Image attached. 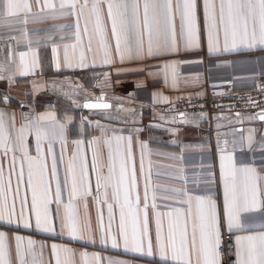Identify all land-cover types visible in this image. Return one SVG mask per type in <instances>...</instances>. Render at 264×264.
I'll return each instance as SVG.
<instances>
[{
	"label": "snow or ice",
	"instance_id": "6c2138e0",
	"mask_svg": "<svg viewBox=\"0 0 264 264\" xmlns=\"http://www.w3.org/2000/svg\"><path fill=\"white\" fill-rule=\"evenodd\" d=\"M34 8L38 11H34ZM199 9L198 0H0V14L5 17L23 15L25 24L29 17L34 20L43 19L41 14L46 12H51L53 19L68 16L74 18V42L63 45V63L67 68L88 67L86 52L93 53L94 42L96 55L101 57L104 65L112 64L115 59L124 63L125 60L142 61L146 57L175 54L181 46L186 49L199 48ZM64 27L67 25L60 26L61 29ZM203 29L210 54L220 51L221 40L224 51L238 47L252 49L257 45L264 49V0H203ZM24 34L27 37V31ZM60 39L65 37L61 36ZM52 51L53 61L59 69L60 63L55 55L57 47L53 46ZM29 54L34 57L32 67L38 66L31 49L29 52H21L22 75L28 74L25 57ZM176 63L173 61L164 65L165 80L167 70L171 69L175 82ZM0 79L3 77L0 76ZM84 107L108 109L110 105L85 103ZM258 118L264 121V112ZM45 121L51 123L45 125ZM70 121L71 117H67L65 122H57L52 113H46L16 130L13 116V136L8 132L5 113L0 112V151L5 159L9 153H21L19 158L12 156L7 178L0 165V222L9 226L23 225L24 228H31L34 221L35 228L44 233L54 232L56 223L59 222L62 235L66 234L72 240L95 243L97 238L87 216V198L93 193L88 164L80 150L83 141H73L77 146L76 150L66 158L65 130ZM106 131L101 126L102 136L88 141L89 148L97 145L92 157V173L96 180L93 199L96 205L103 203L108 209L107 227L103 215L98 214L97 230L101 244H111L113 248L122 246L126 250L147 256L159 255L168 264H223V235L232 237L235 233H245L234 235L235 264H264V172L258 170L254 162H237L228 150V142L224 141L223 148L218 142L219 188L223 194V211L218 214V198L214 191L216 179L211 165L208 166L206 178L193 181L197 186L200 183L207 185L204 194L189 191L186 177H181L184 184L180 187L153 186L150 166L148 174H145L148 145L137 140L141 149V197L132 137H109L104 135ZM139 131L141 130L137 129ZM29 132L36 137L35 156L29 154L26 143ZM113 140L116 142L115 151L112 150ZM55 141L61 143L59 164L64 165L65 169L63 184L58 176V162L53 153ZM101 141L109 149L106 164L98 150ZM44 143H47V156L51 157L50 171L42 147ZM238 143L242 150L243 143L235 139L232 141L233 149ZM246 143L251 151L254 143L252 132L246 138ZM261 151H264V142L261 143ZM261 169H264V163L261 164ZM13 176L16 177L15 189L12 185ZM157 189L161 190L159 195ZM65 192L68 196L67 203L63 200ZM158 200L165 202L162 207L167 210H158ZM78 201H83V218L77 211ZM168 201L178 206H170L166 203ZM53 205L56 206L54 211ZM117 209L118 224L115 213ZM14 239L16 264H43L35 252L36 241L28 238L25 244V237L20 235H15ZM43 247L42 245L41 248ZM51 249L55 264H77L73 249L57 244H52ZM40 255L42 257V252ZM79 255L80 264H104L107 259L99 253L90 255L80 252ZM0 264H12L7 234L3 231H0ZM107 264L125 262L108 260Z\"/></svg>",
	"mask_w": 264,
	"mask_h": 264
},
{
	"label": "crops",
	"instance_id": "0c3cea01",
	"mask_svg": "<svg viewBox=\"0 0 264 264\" xmlns=\"http://www.w3.org/2000/svg\"><path fill=\"white\" fill-rule=\"evenodd\" d=\"M200 47L186 49L183 46L175 54L168 53L155 57H146L141 60H125L121 63L118 59L110 65H104L101 57L96 55V43H93V53H87L88 67L67 68L63 63L64 44L74 42V18L71 16L53 19L51 12L42 13L40 20L28 18V23L23 22L24 16L5 17L0 14V112L5 113V120L10 135L13 131L12 118L15 117V129L34 121L41 114L52 113L57 122L67 123L65 136L67 140L66 158L70 156L76 145L73 141H83L80 150L83 152L88 164L89 180L92 196L87 198V216L91 222L96 242L87 240H72L66 234H61L59 222L55 231L44 233L35 228L34 221L31 228L23 225H4L0 222V231L7 234L9 256L12 264H16L15 235L36 241L35 252L43 264H55L52 256V244L67 246L76 253L75 260L80 264V252L99 253L108 260L124 261L125 264H168L159 255L147 256L124 249L122 246L113 248L111 244H101L97 230L98 214L103 215L105 227L108 223L107 206L95 204L93 197L96 193L95 175L92 173L93 151L97 145L89 148L88 141L93 137H101V126L111 136L132 137L134 164L140 194L143 197V181L140 180V146L137 140L148 145L145 157V174L151 167V180L153 186L163 185L180 187L184 184L181 177H186L189 191L204 194L207 187L204 183L199 186L193 183L197 178L203 180L207 177L208 166L211 165L215 174L216 187L214 191L218 198V214L223 211V194L219 188V155L217 144L224 147L228 142V150L232 152L237 162H254L258 170L261 169L264 151L261 143L264 142V121H259V115L246 113H223L211 116L195 115H166L158 111V107L174 103L187 98L201 97L207 94V88L213 85L230 84L234 92H248L255 88L257 82L264 80V49L259 45L249 49L238 47L235 50L224 51L223 40L219 52L209 53L207 37L203 29V0H198ZM34 11H38L34 8ZM61 25H67L63 29ZM83 28V24H81ZM27 31V37H25ZM65 39L61 40L60 37ZM51 37V39H49ZM179 23L177 22V40L179 43ZM53 46L57 47L56 58L60 63L59 69L53 61ZM85 49L87 38L84 39ZM35 53L37 67H32L34 57L29 54L25 57L28 74L22 75L20 53ZM11 54V56H10ZM95 63L93 64V58ZM176 61L175 82L171 69L167 70L165 80V64ZM106 74V75H105ZM10 78V79H9ZM155 94V95H154ZM102 98V99H101ZM86 101H101L110 105L103 110H84ZM255 117V118H253ZM49 125L50 121L43 122ZM137 129L141 131L137 132ZM253 133L254 143L252 150L247 148L246 138ZM174 133V134H173ZM235 139L243 143L233 149L232 141ZM26 143L29 154L36 155V137L32 132L27 135ZM126 143V142H125ZM44 148L46 161L51 169V157L47 156V143ZM116 142L112 141V150L115 151ZM183 149V151H181ZM104 164L107 163L108 147L101 141L99 149ZM53 153L58 162V176L63 184L65 169L59 164L61 143H53ZM20 157L21 153H9L5 159L0 151V165L4 168L5 178L9 175L12 156ZM150 162V165H149ZM19 172V164L16 165ZM107 172V168H104ZM27 172L25 169V182ZM13 189L16 187V177L12 178ZM55 185H53V189ZM103 191V189H101ZM158 195L161 193L157 189ZM111 189H109V200ZM63 200L68 201L67 193ZM111 202V200H110ZM158 210L165 211L163 201L158 200ZM170 206L172 201L166 202ZM151 205V195L149 198ZM55 205L52 206L53 211ZM19 211V206H17ZM77 211L81 218L85 214L83 201L77 202ZM151 214V207L149 208ZM116 223L118 224V209L115 210ZM258 216V214H257ZM258 229H254L256 231ZM245 233H235L241 235ZM232 236L233 247L235 245ZM154 241L155 230L152 227ZM44 246L41 248V246ZM42 252V257H41Z\"/></svg>",
	"mask_w": 264,
	"mask_h": 264
},
{
	"label": "built area",
	"instance_id": "2783aa9c",
	"mask_svg": "<svg viewBox=\"0 0 264 264\" xmlns=\"http://www.w3.org/2000/svg\"><path fill=\"white\" fill-rule=\"evenodd\" d=\"M161 114L211 116L223 113L259 115L264 112V80L257 82L248 92H234L230 84L213 85L201 97L187 98L158 107ZM221 260L223 264H235L232 237H222Z\"/></svg>",
	"mask_w": 264,
	"mask_h": 264
},
{
	"label": "water",
	"instance_id": "95a60500",
	"mask_svg": "<svg viewBox=\"0 0 264 264\" xmlns=\"http://www.w3.org/2000/svg\"><path fill=\"white\" fill-rule=\"evenodd\" d=\"M85 103H105V102H101V101H86ZM84 104H83V109L84 110H103V109H96V108H91V109L90 108H85ZM258 120L261 121L259 118H258Z\"/></svg>",
	"mask_w": 264,
	"mask_h": 264
}]
</instances>
